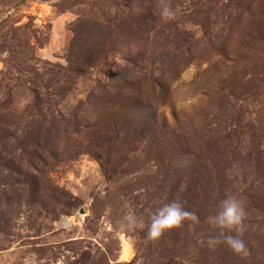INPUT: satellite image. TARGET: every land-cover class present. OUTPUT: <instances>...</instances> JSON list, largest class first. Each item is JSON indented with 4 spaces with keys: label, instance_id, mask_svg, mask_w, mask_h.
Listing matches in <instances>:
<instances>
[{
    "label": "rangeland",
    "instance_id": "rangeland-1",
    "mask_svg": "<svg viewBox=\"0 0 264 264\" xmlns=\"http://www.w3.org/2000/svg\"><path fill=\"white\" fill-rule=\"evenodd\" d=\"M0 264H264V0H0Z\"/></svg>",
    "mask_w": 264,
    "mask_h": 264
},
{
    "label": "clouds",
    "instance_id": "clouds-1",
    "mask_svg": "<svg viewBox=\"0 0 264 264\" xmlns=\"http://www.w3.org/2000/svg\"><path fill=\"white\" fill-rule=\"evenodd\" d=\"M135 11H140V9H135ZM160 15L162 19H170L175 15V12L165 3L161 8ZM245 216L246 211L240 200L233 196H228L223 199L219 204V209L216 214L209 218L210 222L220 229L218 236L209 238V247H214L224 242L235 253L247 255L248 249L245 241L242 239ZM188 219L197 220L198 217L194 212L185 208L182 200L179 198L173 199L158 208L152 214L146 233V239L156 240L160 238L164 232L181 226V224ZM122 222L129 231L144 226V221L134 213L125 214ZM233 232L235 234H232Z\"/></svg>",
    "mask_w": 264,
    "mask_h": 264
}]
</instances>
